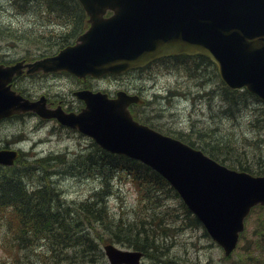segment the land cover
Segmentation results:
<instances>
[{
  "label": "water",
  "instance_id": "obj_1",
  "mask_svg": "<svg viewBox=\"0 0 264 264\" xmlns=\"http://www.w3.org/2000/svg\"><path fill=\"white\" fill-rule=\"evenodd\" d=\"M90 26L75 45L27 63L28 71L65 68L78 76L120 72L154 57L201 52L218 65L231 88L246 86L264 98V0H79ZM111 10L112 14L105 16ZM21 62L0 65V117L33 110L43 118L92 136L111 152L137 158L160 172L229 254L251 206L264 204V176L236 171L175 138L134 120L127 109L140 101L120 91L116 98L82 90L79 113L48 109L44 100L22 99L7 84ZM14 150H0L12 164ZM113 264H137L140 253L105 246Z\"/></svg>",
  "mask_w": 264,
  "mask_h": 264
},
{
  "label": "trees",
  "instance_id": "obj_2",
  "mask_svg": "<svg viewBox=\"0 0 264 264\" xmlns=\"http://www.w3.org/2000/svg\"><path fill=\"white\" fill-rule=\"evenodd\" d=\"M31 1L27 0L26 2ZM34 1H39V14L37 13L36 16L37 18H42L41 22L43 21L44 23L42 25L43 30L39 31L36 28L26 27V32L23 35L29 36L28 38L32 42L43 44L44 47L45 45L52 46L53 44L64 46L73 41L86 26V16L78 0ZM40 8H43L45 14H42V11L40 12ZM49 25L53 26L48 28ZM15 28L12 27L10 30L9 27H1L0 34H3L0 35V38L8 41L10 38L16 39L23 36L19 33L21 29L18 28V31H15ZM19 45L22 46L21 44ZM13 47L15 48L17 45ZM187 58L194 61V66L188 67V70L196 76L197 69L199 71L197 77L202 73L203 78H205L204 72L208 58L205 56ZM195 59H199L200 62H195ZM202 65H205L204 72L201 68ZM176 66L185 68L182 60H178ZM202 87L205 88V84ZM243 95H247L244 90H230L223 87L220 92L221 108H225L226 103H232L238 107L241 101L245 102V100H238L239 98L244 99ZM262 115H264V106L258 112L255 108L250 111V118H252L251 121L253 123H258L259 120L263 121L264 116ZM137 116L154 126L160 125L156 122L157 118L155 120L147 114L138 113ZM251 121L250 123L253 125ZM193 130L197 132L196 136H192L190 131H175L179 132L183 140L194 146L197 144L210 156L232 167L250 171H259L264 167V158L262 157L264 156L262 153L264 150V125H261V132L255 141V145L261 152L259 158L262 159L256 164L247 163L244 153L232 146V144L237 145L238 141H233L237 140V137L230 136L227 131H224L227 138L224 136L225 139L222 140V137L217 134L218 130L216 127L197 128L194 124ZM240 137L245 138L242 134ZM93 149V152L81 153L82 155L79 156L77 164L71 165V169L69 167L63 168L67 172L74 171V173L78 172L81 173L80 175L96 177L99 180V188L94 190L89 198L76 203L78 213L82 214V217H75L69 206L64 205L58 192L59 187L49 178V175L54 171V166H64L68 163L61 157L60 153L42 156L31 161L28 160V157L21 156L13 166H0V222L4 223L3 226H6L14 239L11 242L12 251L10 252V258L3 259L0 264H24L14 252L16 245L19 246V249L45 245L46 250L42 252V255L47 256L49 252L53 256L56 255L53 264H62L59 259L61 262L66 259V264H72L67 261L72 259V256L68 254H65L64 257L62 256L66 246L76 247L78 253L81 254L86 251L85 248L88 246L89 248L93 246L99 248L100 244L106 241L100 232H96V236L93 235L94 224L97 223H100V229L108 228L106 230L110 231L109 239L134 246L143 250L144 254L155 255L156 253L155 256L162 254L163 251L160 246L164 247L166 244L156 241L159 239L154 236L159 232L166 235V233L177 229L172 228L177 224V221L174 220L176 217L170 213H167V224L164 222L163 225H160L154 222L160 213L161 206H163L165 192L178 200L186 219L185 223L180 224L181 226L190 228L201 227L197 217L188 210L175 190L159 173L138 160L105 151L95 143H93ZM245 154L247 155V151ZM256 158L260 160L258 156ZM125 182L131 183L137 194V207L146 210L151 208V215H148V217L151 218L152 230H149L146 226L132 235L131 232L134 231L132 223L127 220L116 219L109 212L105 200L111 193L108 189H111L112 193H114L115 187ZM254 211V221H257L260 229L251 232L256 235L252 240L246 235L248 231L243 232L241 235L237 250L238 257L242 260L239 264H264V227L262 226L264 209H259L258 214L257 208ZM83 220H86L91 227L82 226ZM134 221H143L140 218V213L136 214ZM161 229L164 232L160 231ZM90 245L93 246L91 247ZM164 248L167 249V247ZM169 261L175 262L172 257ZM175 264H177V261Z\"/></svg>",
  "mask_w": 264,
  "mask_h": 264
},
{
  "label": "rangeland",
  "instance_id": "obj_3",
  "mask_svg": "<svg viewBox=\"0 0 264 264\" xmlns=\"http://www.w3.org/2000/svg\"><path fill=\"white\" fill-rule=\"evenodd\" d=\"M23 2L24 0H0V29L1 27H9L11 30L12 27H16L14 30L18 31V28H20L21 32L19 33L22 35L26 32V27L36 28L38 31L43 30L42 25L44 22H41L42 18H37L36 16L37 13L39 14L36 1L25 2L23 6L27 5L26 9L21 7ZM41 11L42 14H45L43 8H40ZM52 26L49 25L48 28ZM28 37L23 35L14 40L10 38L8 41L0 38V53H17L21 51L19 47L11 48L13 45L18 46L19 44L28 51L39 48L40 45L33 43ZM179 60L184 62L185 68L175 67L171 62L176 60L170 59L166 60L167 68H164L165 63L157 62L142 72L128 73L119 78L106 77L102 80H92V82L99 83L106 89L109 88L114 91L115 88L124 84L125 78H128L133 84L144 88L145 96L151 100L146 108L147 115L154 114L157 118V120L155 118L156 122L163 125L165 129H183L190 131L192 136H196L197 132L193 130L194 124L197 128L216 127L218 130L217 134L222 137V140L225 139L224 136L227 138L224 131H227L230 136L237 137V140H233L238 141L237 145L232 144V146L244 153L247 163L256 164L258 161H262L259 158L261 155L260 149L255 145V141L261 132V125H264V119L263 121L259 120L258 123H253L251 121L252 118H250L252 108H255L258 112L262 109V104L252 97L243 95L244 99L239 98L238 100H245V102L241 101L238 107L232 103H226V107L221 108L220 92L223 90V85L220 83L215 67L209 63L206 68L205 65H202L201 68L202 71L205 68V72H203L206 77L203 78L201 72L197 77V73H199L197 69L196 76L188 70V67L194 66L192 59L183 58ZM195 62L198 63L200 60L195 59ZM58 78L60 80L38 79L37 83L40 88L46 84L51 85L53 89L58 90L69 98L70 106L74 105L73 101L76 99L69 90L76 88V85L71 86L70 82L72 79L70 77ZM204 79L206 80L203 81ZM204 84L205 88L202 87ZM39 90H45L50 93V96H53V92L49 89ZM154 93L157 95H154ZM250 121L253 125H251ZM18 130L23 131L25 135V141L22 144L25 151H29L38 157L50 152H65L69 161L66 165L69 169H71V165L77 164L79 156L82 155L81 153L94 151L91 144L92 140L89 137H85L77 131L62 129L55 122H39L36 116L28 115L21 121L12 120L0 123V136L16 133ZM241 134L245 137L244 139L240 137ZM16 136H19V133H16ZM246 151L247 155L245 154ZM262 153L264 154V150ZM257 156L260 160H257ZM262 157L264 158V156ZM85 173L87 172L85 171ZM80 174L78 172L74 173V171H68L67 173L55 172L52 174L54 184L59 187L61 195H63L61 198L64 205L69 206L75 217L83 216L78 213L76 203L89 198L90 194L100 186L98 178ZM108 191L111 193L105 200L109 212L116 219L127 220L132 223L134 228V231L131 232L132 235L146 226L149 230H152L151 218L148 217V215H151V208L146 210L137 207V194L131 183L125 182L116 186L114 193H112L111 189H108ZM166 193L163 206H161L160 213L154 222L160 225H163L164 222L167 224V213H170L176 217L174 220L177 221V224L172 228L177 229L166 233V235L160 232L156 233L154 237L159 239L156 241L166 244L164 247H167V249L160 246L163 251L162 254L157 256H155L156 253L155 255H143L144 257L140 264H175L176 261L179 264H227L228 261L222 259L223 252L221 248L214 243H210L211 240L205 236L202 228H190L180 225L185 223V216L178 200ZM137 213H140V218L143 221H134ZM253 218L254 215L249 220V231L246 234L250 240L255 236L251 233V230L255 227ZM94 225L93 235L96 236V232H100L109 241L110 231L106 230L108 228L100 229V223ZM82 226L91 227L86 220H83ZM160 231L164 232L162 229ZM4 233V226L0 225V261L10 258V252L12 251L11 242L14 241L12 236L5 237ZM112 242L119 248L135 249L134 246L124 244L121 241L115 240ZM90 246L92 247L93 245ZM92 248L88 246L85 248L86 251L80 254L76 247L68 246L67 251L65 250L62 256L64 257L65 254L72 256V259L67 260L72 264H109L104 253H102V245L99 248L96 246ZM45 250V245L21 249H19L18 245L14 247L15 254L21 258L24 264H53L56 255L53 256L49 252L47 256H43L42 252ZM171 257L175 262L169 261ZM234 257H237V254H234L232 259ZM65 260L61 262L59 259V262L66 264Z\"/></svg>",
  "mask_w": 264,
  "mask_h": 264
},
{
  "label": "flooded vegetation",
  "instance_id": "obj_4",
  "mask_svg": "<svg viewBox=\"0 0 264 264\" xmlns=\"http://www.w3.org/2000/svg\"><path fill=\"white\" fill-rule=\"evenodd\" d=\"M31 74H34V73H24L20 76H16L13 78L12 82H11V85L19 90V91H22L24 89H27L29 86H33V85H36L37 84V81L33 80L34 76L31 75ZM62 74V72H58V73H48L46 74L48 77H51V78H57L59 77L60 75ZM86 84V83H85ZM88 84V83H87ZM18 87V88H17ZM127 89H130V90H134V88L132 86H126ZM45 95H46V99H47V103L49 105H52L56 99L55 96H50V93L49 92H45ZM58 101H60L61 103L67 105L69 103V100L67 99H59Z\"/></svg>",
  "mask_w": 264,
  "mask_h": 264
},
{
  "label": "bare ground",
  "instance_id": "obj_5",
  "mask_svg": "<svg viewBox=\"0 0 264 264\" xmlns=\"http://www.w3.org/2000/svg\"><path fill=\"white\" fill-rule=\"evenodd\" d=\"M14 1H17V0H14ZM19 1H22V0H19ZM27 0H24V2H23V4L26 2ZM23 4H21V6H22V8L23 9H26L27 8V5L26 6H23ZM36 4H37V7H38V4H39V2H36ZM10 181V180H9ZM1 210V209H0ZM1 212V211H0ZM3 212V211H2ZM4 213V212H3ZM21 213V212H20ZM24 219V218H23ZM28 222V221H27ZM29 223V222H28ZM33 223H35L34 221H33ZM33 226V225H32ZM46 227V226H45ZM47 228V227H46ZM48 229V228H47ZM44 230V229H43ZM60 236V235H59ZM64 237V236H63Z\"/></svg>",
  "mask_w": 264,
  "mask_h": 264
}]
</instances>
